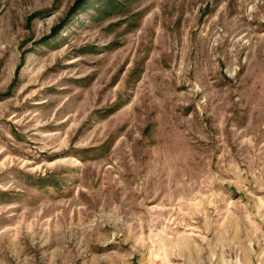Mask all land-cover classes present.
I'll return each instance as SVG.
<instances>
[{"label":"rangeland","instance_id":"374dc122","mask_svg":"<svg viewBox=\"0 0 264 264\" xmlns=\"http://www.w3.org/2000/svg\"><path fill=\"white\" fill-rule=\"evenodd\" d=\"M0 264H264V0H0Z\"/></svg>","mask_w":264,"mask_h":264}]
</instances>
